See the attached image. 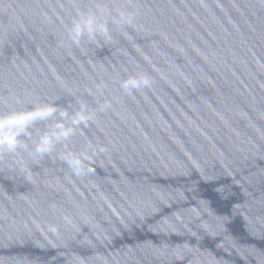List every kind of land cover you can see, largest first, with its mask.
Returning <instances> with one entry per match:
<instances>
[{
  "label": "water",
  "instance_id": "obj_1",
  "mask_svg": "<svg viewBox=\"0 0 264 264\" xmlns=\"http://www.w3.org/2000/svg\"><path fill=\"white\" fill-rule=\"evenodd\" d=\"M0 264H264V0H0Z\"/></svg>",
  "mask_w": 264,
  "mask_h": 264
}]
</instances>
